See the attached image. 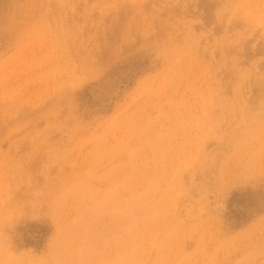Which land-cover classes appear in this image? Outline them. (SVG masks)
I'll return each instance as SVG.
<instances>
[{
	"label": "rangeland",
	"instance_id": "obj_1",
	"mask_svg": "<svg viewBox=\"0 0 264 264\" xmlns=\"http://www.w3.org/2000/svg\"><path fill=\"white\" fill-rule=\"evenodd\" d=\"M0 264H264V0H0Z\"/></svg>",
	"mask_w": 264,
	"mask_h": 264
},
{
	"label": "trees",
	"instance_id": "obj_2",
	"mask_svg": "<svg viewBox=\"0 0 264 264\" xmlns=\"http://www.w3.org/2000/svg\"><path fill=\"white\" fill-rule=\"evenodd\" d=\"M238 194H234V196H237Z\"/></svg>",
	"mask_w": 264,
	"mask_h": 264
}]
</instances>
